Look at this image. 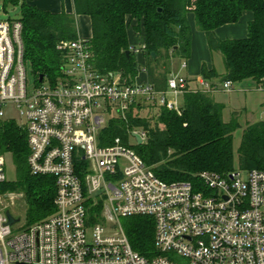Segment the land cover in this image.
<instances>
[{
	"label": "built area",
	"instance_id": "built-area-1",
	"mask_svg": "<svg viewBox=\"0 0 264 264\" xmlns=\"http://www.w3.org/2000/svg\"><path fill=\"white\" fill-rule=\"evenodd\" d=\"M3 14L0 122L13 121L9 112L20 118L29 172L54 178L55 210L13 234L0 209V264H264V170L202 171L195 184L166 182L120 138L99 145L108 121L124 119L136 105L179 113L185 92H231V81L199 78L192 87L171 75L165 90L127 83L95 68L82 37L57 46L64 53L57 77L35 81L23 57L22 23ZM256 90L264 93V83ZM5 173L0 155V184L9 182ZM89 199L102 201L107 220L151 218L158 254L148 259L134 251L121 226L89 223Z\"/></svg>",
	"mask_w": 264,
	"mask_h": 264
},
{
	"label": "trees",
	"instance_id": "trees-1",
	"mask_svg": "<svg viewBox=\"0 0 264 264\" xmlns=\"http://www.w3.org/2000/svg\"><path fill=\"white\" fill-rule=\"evenodd\" d=\"M0 4L3 11L18 5L17 0H0ZM19 6L23 57L35 81L40 75L49 79L59 75L64 53L57 46L78 38L76 16L81 15L90 21L88 42L95 68L102 73H117L127 83L134 82L138 64L137 49L128 42V30L132 29L143 36L140 51L146 60L148 82L157 90H165L169 71L156 75L153 65L163 61L165 68L174 58L189 59L190 14L195 28L205 35L209 51L218 54L223 63L222 75L202 64L203 80L216 84L225 77L232 85L246 79L256 86L264 83V0H73L74 14L43 11L27 0ZM243 12L252 14L245 38L220 40L215 36L217 28L237 23ZM211 94L200 89L185 92L179 113L160 107L153 115V124L133 113L134 109L141 110L136 105L124 119L108 121L100 132L99 145L108 146L115 138L124 142L134 130L145 132L146 139L136 145L135 152L166 182L195 184L198 173L229 172L235 164L243 170H264V121L242 130L235 158L232 143L234 132L240 128L238 118L231 116L224 122V106ZM0 155L11 158L16 173L15 181L0 184V192L22 193L27 225L50 216L55 210L54 178L30 174L26 134L14 121L0 122ZM86 208L89 223L101 221L102 201L89 199ZM122 228L134 251L148 259L158 254L151 218L129 217Z\"/></svg>",
	"mask_w": 264,
	"mask_h": 264
},
{
	"label": "rangeland",
	"instance_id": "rangeland-1",
	"mask_svg": "<svg viewBox=\"0 0 264 264\" xmlns=\"http://www.w3.org/2000/svg\"><path fill=\"white\" fill-rule=\"evenodd\" d=\"M8 16L10 19L17 18L20 14V6L16 5L14 7H6L5 11L2 10V6L0 4V21L5 18L4 14ZM191 29V44H190V56L189 59H192L193 56H197L201 54L200 44L198 41L195 42V46L193 48L192 41L197 40V38L192 39L193 35L202 34V32L198 31L196 28ZM138 37H142V34H136ZM134 37V36H133ZM197 37V36H196ZM134 42L136 44L132 47L136 48L140 51L142 47H140L136 41V38H134ZM194 44V43H193ZM194 49V53H193ZM211 55V63L215 70V72L218 75H222L223 73V63L218 54H210ZM137 58V57H136ZM194 58V57H193ZM175 61H178L177 58H174V65ZM171 62L167 61L166 63V69L164 68L163 61H160L159 64L153 65V68L155 69L156 75L162 73L166 70L173 71L174 67H171ZM173 63V62H172ZM181 75L183 72H180ZM140 75V74H139ZM141 75L139 76V78ZM219 82V80H217ZM212 95V94H211ZM212 98L214 101L222 104L224 106V109L222 111V119L224 122H228L231 119V116L237 117L238 122L240 124V128L236 130L233 134V154L236 158L237 149L240 144V139L242 135V130L246 128L247 125L253 124L257 121H260L261 119H264V107L262 106V100L264 96L262 93L256 91V85L255 83L250 80L246 79L241 82L233 83L232 85V91L231 92H225V91H217L213 93ZM158 108L152 107V106H143L141 110H135L133 111L134 114L138 115L141 118H147L151 120V123H154L153 115L157 112ZM10 117L13 119V121L18 125L21 126L22 122L20 118L13 112H9ZM161 128L162 126L159 125ZM126 146L131 148L133 151H135V147L137 145L136 140L131 136L128 135L126 139L123 142ZM6 179L9 182H13L16 179V173L15 168L12 163V160L9 156H6ZM235 167H238V164H235ZM0 209L1 210H8L10 214L17 220V222L12 226V233L16 234L23 230H25L28 225L26 222V205L24 202V198L22 193L17 192H0ZM105 210H102L101 213V223L103 226L107 227L110 231H117L118 226H121L122 223L127 220L126 217H119L117 220H107ZM123 229V228H122ZM174 258L180 260V257L178 255H173Z\"/></svg>",
	"mask_w": 264,
	"mask_h": 264
},
{
	"label": "crops",
	"instance_id": "crops-1",
	"mask_svg": "<svg viewBox=\"0 0 264 264\" xmlns=\"http://www.w3.org/2000/svg\"><path fill=\"white\" fill-rule=\"evenodd\" d=\"M23 0H17L18 5L22 3ZM27 2L43 11H48L51 13H60L64 11L67 14H74V7H73V0H27ZM252 19V14L250 12H243L239 21L234 24H228L221 26L215 30V36L220 40H227V39H243L246 37L247 34V25ZM187 20L192 29H195L194 26V20L192 15H187ZM76 24H77V31H78V37L82 38H90L91 37V28H90V21L89 18L86 16H76ZM134 36V37H133ZM197 36V37H196ZM134 38H136V41L140 47L143 46V38L138 37L136 33L133 32L132 29L128 30V42L129 45L132 47L136 44L134 42ZM197 38V40L192 41V46L194 48L195 42L198 41L200 44L201 54L197 56H193L192 59H188L187 61H181L178 59V61H175L174 65V59H172L171 67H174L173 71H169L166 78L168 79L171 75H179L185 77L192 87H194V81L201 78L200 75V67L202 64H205L208 68H212L211 63V55L213 54L209 51L206 37L205 35L198 34L193 35L192 39ZM194 43V44H193ZM194 53V49H193ZM136 60L138 64V73L137 76L134 79V82L139 84H145L148 83V78L146 75V60L143 56V53L139 50H136ZM185 63V68H181L182 63ZM180 72H183L181 75ZM141 77L139 78V76ZM257 92L262 93L264 96V93L262 91ZM213 95V94H212ZM180 105L182 107L183 100L182 97L179 99ZM262 106H264V98L262 100ZM260 121H264V119H261ZM258 122V121H257Z\"/></svg>",
	"mask_w": 264,
	"mask_h": 264
},
{
	"label": "water",
	"instance_id": "water-1",
	"mask_svg": "<svg viewBox=\"0 0 264 264\" xmlns=\"http://www.w3.org/2000/svg\"><path fill=\"white\" fill-rule=\"evenodd\" d=\"M159 12H160V10H159ZM126 54L128 55V52H126ZM151 56H152V58H154L155 54L151 53ZM42 78H43V76L40 75L39 76V81H41ZM225 79L226 78L223 77L222 79H220V81H224ZM133 137L136 139L137 144H141V138H140L139 135L133 134ZM5 216H6V219H7V225L13 226L17 222V220L10 214V212L8 210L5 211Z\"/></svg>",
	"mask_w": 264,
	"mask_h": 264
}]
</instances>
